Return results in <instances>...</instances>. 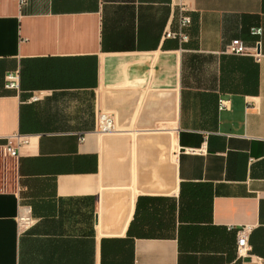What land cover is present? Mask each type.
<instances>
[{
	"label": "crops",
	"instance_id": "1",
	"mask_svg": "<svg viewBox=\"0 0 264 264\" xmlns=\"http://www.w3.org/2000/svg\"><path fill=\"white\" fill-rule=\"evenodd\" d=\"M181 7L183 44L164 38ZM15 135L0 264H264V0H0V144Z\"/></svg>",
	"mask_w": 264,
	"mask_h": 264
},
{
	"label": "built area",
	"instance_id": "2",
	"mask_svg": "<svg viewBox=\"0 0 264 264\" xmlns=\"http://www.w3.org/2000/svg\"><path fill=\"white\" fill-rule=\"evenodd\" d=\"M178 26L175 31H167L164 34L165 39L176 40L178 43L183 44L188 42L189 37L186 30L191 26V18L186 14L184 8L179 11ZM250 35L259 37L261 30L256 28L250 29ZM226 53L233 56H250L258 60L259 42L255 43L252 47H247L238 39L230 41L226 48ZM3 88L6 91L19 92V71L15 70L9 72L4 77ZM36 99L33 97L32 101ZM224 102L220 101L219 106L222 107ZM95 130L97 133H109L114 131L113 118L109 114L100 112L96 117ZM5 144H0V167H4L8 162H15L18 158V148L27 144V140L17 135L12 136L6 140ZM191 153H200V150H189ZM34 223L30 214V208L23 207L17 217V226L20 232L27 231ZM250 228L244 226L236 232V256L238 259H244L248 256L250 247L248 245V236Z\"/></svg>",
	"mask_w": 264,
	"mask_h": 264
}]
</instances>
